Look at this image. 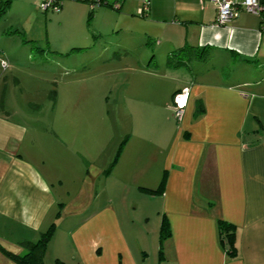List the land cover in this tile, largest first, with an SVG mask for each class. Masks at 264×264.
Returning a JSON list of instances; mask_svg holds the SVG:
<instances>
[{
	"label": "crops",
	"instance_id": "0c3cea01",
	"mask_svg": "<svg viewBox=\"0 0 264 264\" xmlns=\"http://www.w3.org/2000/svg\"><path fill=\"white\" fill-rule=\"evenodd\" d=\"M72 1L82 3L79 15L86 9L90 14V0H63V14ZM146 2L148 8L140 13ZM96 3L91 16L98 20L96 33L128 32L135 39L128 46L139 43L149 51L145 62L129 58L130 67L151 78L163 76L169 83L165 86H171L162 102H156L166 105L183 87H189L190 95L182 121L175 130L173 125L172 139L156 136V128L145 126L154 137L146 139L144 168L138 161L140 137L133 131L113 172L117 181L139 184L147 193H153L149 188L159 186L165 177L157 194L163 197L162 218L168 217L171 234L146 263L145 255L138 261L124 238L107 236L101 211L77 217L76 222L70 218L66 226H74L72 241L81 250L84 264H264L262 13L241 9L238 16L217 25L218 10L211 0ZM108 45L105 42L103 48ZM180 57L188 58L187 63L177 65ZM164 65L168 72H159ZM200 102L203 110L198 112ZM13 112L18 114L8 108L5 88L0 97V243L23 252V240L38 238L56 222L59 210L63 214L72 204L70 180L74 162L81 161L76 160L67 134L63 137L54 131L55 135L52 129L39 127L34 117L31 121L16 118ZM96 167L99 171L103 165ZM149 168L153 173H148ZM220 218L235 224V253L219 231ZM92 219L99 229L89 237ZM107 241L113 244L106 246ZM115 250L119 253L112 257ZM91 255L96 261H90ZM0 264L19 263L0 247Z\"/></svg>",
	"mask_w": 264,
	"mask_h": 264
},
{
	"label": "rangeland",
	"instance_id": "374dc122",
	"mask_svg": "<svg viewBox=\"0 0 264 264\" xmlns=\"http://www.w3.org/2000/svg\"><path fill=\"white\" fill-rule=\"evenodd\" d=\"M80 4L72 1L63 14L62 6L44 9L42 0H13L0 16V44L6 47V52L0 53V75L5 77L0 80V97L6 88V104L18 112H13L14 117L33 119L53 134H67L76 160L81 161L74 162L72 204L63 214L59 210L54 221L45 264H84L81 250L72 241L74 226L66 223L98 210L106 216L107 236L124 238L138 261L145 255L149 263L162 242L163 197L157 190L147 193L139 184L121 178L117 181L113 172L120 164L124 141L132 138L133 131L140 137L138 161L143 167L146 139L154 137L145 126L156 128V136L172 139L173 125L175 130L182 118L176 115L174 96L169 97L167 106L156 102L171 87L165 86L169 83H164L163 76L162 80L159 75L151 78L130 67L129 58L148 59L144 45L128 46L134 37L124 31L120 36L115 32L94 35L98 20L89 18V9H82L79 15ZM88 4L91 7V1ZM105 42L109 43L106 49ZM153 64L156 66L155 60ZM159 69L168 72L165 65ZM98 164L103 165L99 171ZM153 171L149 168L148 173ZM94 220L88 227L89 237L99 229ZM111 244L107 241L106 246ZM115 253L119 252L113 251L112 257ZM90 261L96 258L91 255Z\"/></svg>",
	"mask_w": 264,
	"mask_h": 264
},
{
	"label": "trees",
	"instance_id": "16d2710c",
	"mask_svg": "<svg viewBox=\"0 0 264 264\" xmlns=\"http://www.w3.org/2000/svg\"><path fill=\"white\" fill-rule=\"evenodd\" d=\"M91 1V12L89 14V18H91L93 9L96 6V2L98 0H90ZM12 0H1L0 1V16L5 14L7 12L8 7L10 6V3ZM264 3V0H262ZM63 0H57L56 4L58 7L62 6ZM143 13V12H140ZM262 20L264 22V16L262 17ZM100 33H96V35H99ZM81 46H78L77 48H80ZM193 47V46H189ZM181 49V48H180ZM185 48H183L184 50ZM198 52V49H196ZM6 47L4 44H0V53H5ZM188 58H179L177 60V65L187 63ZM178 91V90H177ZM176 91V92H177ZM175 92V93H176ZM203 110V104L200 102L197 111L201 112ZM165 177L161 180V183L156 188H149V190H157L161 191L164 185ZM219 231L222 234V237L225 238L229 244V250L230 252L235 253L236 252V245L234 242V234H235V224L231 221H228L224 218H220L218 221ZM55 229V223L53 222L46 230H44L41 235L36 239H25L22 241L21 245L24 247L23 252H15L13 250L5 248L1 243L0 247L3 249V251L9 255L11 258L16 260L19 264H45L44 262V253L46 250L47 242L49 240V237L51 234H53V231ZM171 234V226L170 221L166 215L163 216L162 222H161V229H160V236L161 241L163 242L169 235ZM162 255V252H161Z\"/></svg>",
	"mask_w": 264,
	"mask_h": 264
},
{
	"label": "built area",
	"instance_id": "2783aa9c",
	"mask_svg": "<svg viewBox=\"0 0 264 264\" xmlns=\"http://www.w3.org/2000/svg\"><path fill=\"white\" fill-rule=\"evenodd\" d=\"M217 6L216 24H226L236 16H238L241 9H246L255 13H262L264 16V3L262 0H211ZM57 0H42L44 9L48 7L57 8ZM148 2L140 9V12H145L148 8ZM190 90L189 87H183L174 94L176 115L182 118L185 108L189 102Z\"/></svg>",
	"mask_w": 264,
	"mask_h": 264
}]
</instances>
